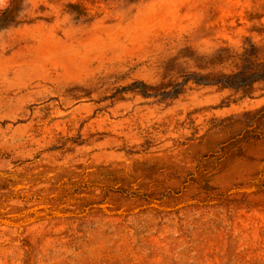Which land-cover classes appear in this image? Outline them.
I'll use <instances>...</instances> for the list:
<instances>
[{"label":"rangeland","instance_id":"rangeland-1","mask_svg":"<svg viewBox=\"0 0 264 264\" xmlns=\"http://www.w3.org/2000/svg\"><path fill=\"white\" fill-rule=\"evenodd\" d=\"M262 107L264 0H0V264H264Z\"/></svg>","mask_w":264,"mask_h":264},{"label":"trees","instance_id":"trees-1","mask_svg":"<svg viewBox=\"0 0 264 264\" xmlns=\"http://www.w3.org/2000/svg\"><path fill=\"white\" fill-rule=\"evenodd\" d=\"M197 81H200L199 78H197ZM201 82L208 83L207 80L201 81ZM220 82L226 85L232 86L234 88H237V89L242 87L241 82H233L234 83L233 84L227 79H222ZM263 118H264V107H262L261 109H259L257 112H255L252 115L248 125H246L239 133H237L235 140L239 143H244V142L250 141L251 139L257 140V139L264 138V132H260V131L258 132L256 130L258 122L262 120Z\"/></svg>","mask_w":264,"mask_h":264}]
</instances>
